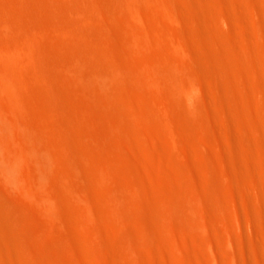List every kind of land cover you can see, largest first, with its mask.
Wrapping results in <instances>:
<instances>
[{"label":"bare ground","instance_id":"bare-ground-1","mask_svg":"<svg viewBox=\"0 0 264 264\" xmlns=\"http://www.w3.org/2000/svg\"><path fill=\"white\" fill-rule=\"evenodd\" d=\"M32 2L43 17L54 18L49 10L54 7L63 19L53 20L51 26L26 21L28 29L19 31L22 17L0 9V22L7 20L10 29L0 32V98L8 107L25 112L33 98L31 90L37 89L43 93L41 102L49 116L54 119L59 114L65 119L56 122L54 140L45 145L26 130L25 139L30 141L25 140L15 153L4 149L13 141L12 120L0 114V178L5 185H15V172L22 157H28L32 177L27 185L24 181L23 192L37 199L38 206L44 205L43 215L75 217L78 212L70 196L80 186L90 210L107 217L104 222H113L119 214L140 223L146 235L131 232L128 236L133 246L159 247L150 253L156 264H168L164 244L156 239L167 225L187 223L194 230L198 222L218 226L221 213L226 214L227 222H249L252 236L263 248L251 253L228 239L232 252L223 258L220 247L211 241L212 263L264 264V0H69L68 6L60 0ZM26 6L19 8L26 10ZM145 46L156 48L157 55L148 53ZM131 51L146 61L135 64ZM77 88L86 94L83 100ZM69 105L82 107L83 113L70 114ZM94 122L108 126L107 138L125 144L128 150L123 159L119 154H112V159L108 152L102 154L103 162L110 165L105 168L119 164L126 178L136 184L122 187L114 176V193L93 191L90 181L106 177L105 168L101 171L94 163L97 153L93 155L81 142L93 139ZM150 123L156 131H151ZM154 132L170 141L163 149L171 157L174 182L166 180L167 168L163 171L164 167L154 163L155 167L144 156L133 155L136 150L162 149L157 138L150 146L152 141L147 144L136 136ZM179 141L188 145L187 160L192 163L188 166L194 169L190 189L183 180L187 170L175 161L181 154ZM61 150L66 173L58 167ZM129 150L134 153L130 155ZM199 158L206 164L202 166ZM142 166L158 169L163 187L142 186L145 178L135 170ZM111 248L121 249L118 245ZM10 252L0 251V264H23Z\"/></svg>","mask_w":264,"mask_h":264},{"label":"rangeland","instance_id":"rangeland-1","mask_svg":"<svg viewBox=\"0 0 264 264\" xmlns=\"http://www.w3.org/2000/svg\"><path fill=\"white\" fill-rule=\"evenodd\" d=\"M21 1L24 3H22ZM32 1L34 0H0V9H5L6 12L12 15L22 17H20L22 20L19 27L20 29L18 28L19 31L24 30L25 27V29H28V25L26 24H30L31 22H39L40 24L51 26L52 22L54 23L56 19L57 21L63 19V14H61V12L54 7H52V9L49 7V10H51V17L54 18L47 19L43 17L42 14H40L41 12H39L40 9L38 11L36 6L34 5L35 3H33ZM47 1L49 2L50 0H45V3H47ZM60 1L63 5L66 6L70 4L69 0ZM22 4H25V6L28 4L26 8H29L26 10L19 8ZM36 10L39 13L36 12ZM3 21L5 23L0 22V32H9L10 29L6 28L7 20ZM22 22H26V24L24 23L23 25ZM157 32L158 31H156V33ZM159 35L160 33L158 32V36ZM145 48L149 49L147 46H145ZM149 50L150 51L148 53L151 52L150 54L153 56L157 55L158 53V50L156 48L152 47ZM131 59L133 62H135V64L144 63V61H146L145 57H141L135 52L131 54ZM59 72L64 76L66 75L62 70H60ZM31 91L33 92V94H30H32L33 98L28 102V108L25 112L18 110L17 108L13 107V105L8 107L6 103L4 104L5 101L0 98V114L5 115L9 121H13H10L11 123H13V141L7 142L6 144L4 143V149L7 148L15 153H19L23 142L26 140V130H29L30 132H32V134L35 135L34 140L40 145L50 143V141L54 140L53 136L51 137L53 128L58 125L60 123L59 121H61V119L63 118H60L61 116H59V114H57V117L59 118L53 119L51 116H49L47 106H45V104H42L44 103V100H42L41 102V99H43V93L39 92V90L37 89H35V91H33L32 89ZM77 95L80 100H83L86 96V94L80 88H77ZM131 97V99H133L135 96ZM35 99L37 100L35 101ZM134 99L138 104L139 102L137 101V99ZM10 107L13 108L11 109ZM83 110L84 109L82 107H78L77 105L67 106V111L70 114L81 115L83 113ZM87 112L93 115L94 110L91 107H88ZM64 119L65 118H63L61 122H63ZM57 121L59 123L56 124ZM96 123L97 122H94V125L92 124V131L94 133L93 139H85L81 142L84 146L89 148L91 152L93 151V155L97 153L98 156L96 154L93 156V158H95L94 163H96L98 168H101L99 170L103 171L105 165L107 167V165L109 164L103 162V159L101 157H103L104 155L102 156V154L106 155L108 152L110 158L112 157V154H115L116 156H118L119 154L118 157L120 158L122 156L123 159L127 156L128 150L125 149V144H118L112 142V138H107L109 132L108 126H102ZM142 123L144 125H147L146 121H143ZM152 126L154 129H151V131H156L154 125L148 127L152 128ZM156 133L155 135L152 134L154 137H151L150 140L149 137L152 135H134L139 137L144 142L146 141L147 144L152 141L149 144L150 146L154 141L158 139L156 142H158L161 147L163 146L162 149L156 150L154 149V147L153 149L151 147L142 152H140L141 150H133L135 153L129 150V153H134V156H136L137 154L138 156L136 157L142 158L144 156V160L149 159L153 164H158V167H164L163 171H166L165 168H167V171L165 172V178L166 180L168 179L167 181L169 182H174L176 178L172 171L174 167L172 168V163H169L171 161H169L171 157H169L170 155L165 150V146L168 147L166 143L169 142L168 144L170 145V141L168 138L165 140L162 139L163 137H166L163 135L161 137V134L158 133V135ZM94 136L96 139L94 138ZM154 138L157 139L155 140ZM159 140H161L162 142H160ZM29 141L30 140L27 138L24 143ZM179 142L178 148L181 149V154L179 156L181 157H176L175 161L177 160V166H180V168H182L184 171L187 170L184 176L185 178L183 177V180L186 187L190 189L194 185V182L190 176V174L193 173V166H188L192 164L188 161L190 160L188 153L189 148H186L188 146L186 143H181V141L179 144ZM162 143L165 145H162ZM203 147L205 148V146ZM109 148L113 152H111ZM4 149L1 148V154H3V156L4 153L2 152ZM222 149L224 150V147H222ZM161 150H164V153ZM99 153H101V156ZM122 153L124 154L122 155ZM59 154L63 157V159L59 163L60 166L58 167L61 171L63 170V172L66 173L67 165L64 160L65 153L63 150H61L59 151ZM184 155L186 156V158H184ZM149 157H154L152 158L154 160ZM99 158H101V160ZM22 160V164H20L19 169L15 172L17 178L15 177L16 180L14 181V183H16L15 185L13 183V187L12 185H5V181L0 178V251H11V255L17 254L23 264H156V262H152L150 253H155L160 248L157 246L153 247L144 244H137L133 246L134 242H131V239L128 236L129 233L131 234V232H136L138 235L143 237V234L145 233L143 232L144 230L140 223L126 220V218L119 214H116L112 218L113 222H104L107 220V217L104 214L93 213L90 210V205L87 202L88 199H86L87 196L84 195V191H82L83 189H81L80 186L74 184L75 181L73 178H68L67 181L72 185L77 186L76 192L70 196V201H72L71 203H73L72 206L78 212L77 213L75 211L77 215H75V217L73 216V218H68L67 216L65 217V215L63 214H56L54 216H51L48 213H44L46 215H43L42 213L44 212V205H41L42 203H40V206H38L37 204L39 201L37 199L31 198L30 196L27 197L28 194L23 192L25 190H23L24 186L22 188V185H24V181H26V185L29 183L32 174L30 172L31 170L28 169L29 166H27L29 165L28 163H30L31 160L28 157H22ZM215 160L217 159L215 158ZM198 161L202 166L206 164V162H203L201 158H199ZM109 166V170L105 168V170L103 171L106 174V177L103 179V181H90V184L93 187V191H97V194L98 192L105 193L106 191L114 193L115 189L113 187V181L111 180L114 176H117L114 178L117 179V182L119 181L122 187H128L129 185L131 186L137 183L133 179H129V177L126 178L124 169H121V166L119 164L115 165L114 167L111 163V167H113V169ZM154 166L157 167L155 164ZM139 169V167L138 169L135 168V170L138 171V173L142 174L145 178L143 181L144 184H142V186L145 185L147 187H161L163 185V183L161 182L162 177H160L161 173L158 171V169L156 171H153L151 169H147V167L145 166L142 169ZM106 170L109 171L107 173H109L110 175H113L114 172L118 173H114V175L110 178L109 174L107 175ZM113 170L114 172L111 174L110 171L112 172ZM145 175L148 177L146 178ZM17 181L19 183H17ZM78 188H80L79 190H81L82 192L79 191ZM168 193L171 192L168 191ZM131 200H133V196H131ZM237 201L239 203H242V199L240 197L237 198ZM127 204L128 206H130L129 202H127ZM90 212L93 213V216ZM127 212L133 218V214L135 213L133 212L131 206L127 209ZM243 217L246 218V214L244 213V211ZM220 219H222V222H220V225L218 226H206V223L198 222V224L196 225L197 227L195 226L196 230L189 227L187 223L183 224L182 222V224L180 225L179 222H177L178 226L170 224L167 225V227L164 228V234L156 239L164 244V247H162V251L168 258V264H193L195 261H197L198 263L200 262L199 264H201V262L202 264H213L212 255L210 252L211 241L216 242L217 246L220 247L221 252L224 255L223 258L226 256V254H230L232 252L231 247L228 244V239H232L237 248L242 245L244 249L250 251L251 253L256 252L260 247L263 248V245H261V241H257L256 239H254V236H252L253 234L251 233V229L249 228V222H227L230 219H228L226 214L222 213L220 215ZM196 223L197 222H195V224ZM255 240L258 242V244ZM113 245H118L119 247H121L120 251H113L111 248ZM254 248L256 250H254ZM191 253L195 255L193 256L191 255Z\"/></svg>","mask_w":264,"mask_h":264}]
</instances>
